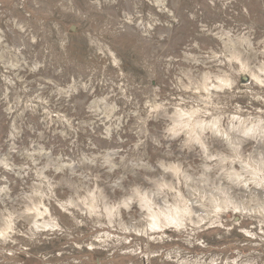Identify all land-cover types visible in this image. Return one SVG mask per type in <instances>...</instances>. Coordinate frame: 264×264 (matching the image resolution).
Segmentation results:
<instances>
[{
	"label": "rangeland",
	"instance_id": "obj_1",
	"mask_svg": "<svg viewBox=\"0 0 264 264\" xmlns=\"http://www.w3.org/2000/svg\"><path fill=\"white\" fill-rule=\"evenodd\" d=\"M0 264H264V0H0Z\"/></svg>",
	"mask_w": 264,
	"mask_h": 264
}]
</instances>
